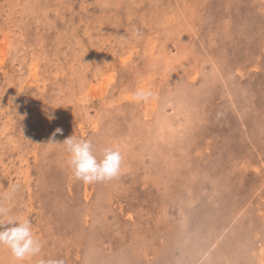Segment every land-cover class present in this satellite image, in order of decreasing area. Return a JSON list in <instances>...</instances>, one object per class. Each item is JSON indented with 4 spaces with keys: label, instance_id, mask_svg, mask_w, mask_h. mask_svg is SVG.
<instances>
[{
    "label": "rangeland",
    "instance_id": "obj_1",
    "mask_svg": "<svg viewBox=\"0 0 264 264\" xmlns=\"http://www.w3.org/2000/svg\"><path fill=\"white\" fill-rule=\"evenodd\" d=\"M0 42V206L42 242L0 264H264V0H0Z\"/></svg>",
    "mask_w": 264,
    "mask_h": 264
},
{
    "label": "clouds",
    "instance_id": "obj_2",
    "mask_svg": "<svg viewBox=\"0 0 264 264\" xmlns=\"http://www.w3.org/2000/svg\"><path fill=\"white\" fill-rule=\"evenodd\" d=\"M145 93H137V99L145 98ZM62 133L57 128L47 144L63 145L68 154V166L74 179L85 184L109 181L120 174L123 156L116 148H105L98 158L93 152L92 142L74 135L61 143L55 142V135ZM8 209L0 206V247H6L17 261L39 256L42 242L33 231L28 218L17 219L9 216ZM37 264H64L63 259H39Z\"/></svg>",
    "mask_w": 264,
    "mask_h": 264
},
{
    "label": "bare ground",
    "instance_id": "obj_3",
    "mask_svg": "<svg viewBox=\"0 0 264 264\" xmlns=\"http://www.w3.org/2000/svg\"><path fill=\"white\" fill-rule=\"evenodd\" d=\"M178 11V10H177ZM3 46H4V43L3 42H0V59L2 58L1 56L4 55V50H3ZM34 73V72H33ZM112 79V78H111ZM110 80V77L109 76H104V78L102 79V81L100 80L101 82V87H103L105 85V82H109ZM104 84V85H103ZM99 85V84H98ZM100 88V86H99ZM104 88V87H103ZM98 90V89H97ZM101 90L103 91V89L101 88ZM136 102V101H135ZM260 245V244H259ZM260 254V253H258ZM198 257V256H197ZM264 260V259H263Z\"/></svg>",
    "mask_w": 264,
    "mask_h": 264
}]
</instances>
